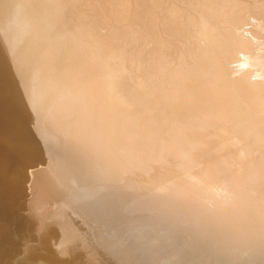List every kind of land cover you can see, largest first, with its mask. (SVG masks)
I'll use <instances>...</instances> for the list:
<instances>
[{"label": "bare ground", "instance_id": "bare-ground-1", "mask_svg": "<svg viewBox=\"0 0 264 264\" xmlns=\"http://www.w3.org/2000/svg\"><path fill=\"white\" fill-rule=\"evenodd\" d=\"M0 61V264H264V0H0Z\"/></svg>", "mask_w": 264, "mask_h": 264}, {"label": "rangeland", "instance_id": "rangeland-1", "mask_svg": "<svg viewBox=\"0 0 264 264\" xmlns=\"http://www.w3.org/2000/svg\"><path fill=\"white\" fill-rule=\"evenodd\" d=\"M118 23H121V24H119V25H117L116 26V28L117 29H121V28H123V27H128L129 26V23L128 22H126V21H124V20H120V19H118V20H116ZM115 27V26H114ZM128 35H130V36H132V34L130 33V34H128ZM119 41H124L125 43H128V41H126V39L124 38V37H122ZM158 56V54H156V57ZM33 58V57H32ZM34 59V58H33ZM36 59V61L34 62L37 66H38V68L39 69H41V67H42V69L44 68V66L42 65L41 66V60H39L38 58H35ZM1 62L2 61H0V99H1V101H3L4 102V100H6V103H8V99H10L9 97L11 96V90L9 89V85H7V83L8 82H6V81H8V80H4V78H5V72H4V68H3V66H2V64H1ZM174 66H175V64L173 63V61H172V59L171 58H169V59H167V61H164V64H163V73H164V71L166 72V73H169V72H171L172 70H173V68H174ZM5 76H4V75ZM3 81H4V83H3ZM3 84V85H2ZM9 84V83H8ZM5 85H7V87H6V89H5ZM9 90V91H8ZM9 94H8V93ZM4 93H6V95H4L3 96V94ZM8 98V99H7ZM7 106V105H6Z\"/></svg>", "mask_w": 264, "mask_h": 264}]
</instances>
